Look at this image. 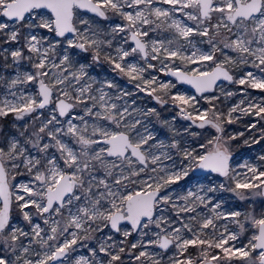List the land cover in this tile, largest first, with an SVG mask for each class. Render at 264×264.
<instances>
[{
  "label": "snow or ice",
  "instance_id": "snow-or-ice-1",
  "mask_svg": "<svg viewBox=\"0 0 264 264\" xmlns=\"http://www.w3.org/2000/svg\"><path fill=\"white\" fill-rule=\"evenodd\" d=\"M114 17L123 23L102 26ZM0 18V119L24 121L0 128V264H125V255L135 264H264V208L222 211L209 195L264 196V165L234 169L237 135H225L242 116L258 118L250 129L264 121V99H247L248 89L264 92V0H0ZM105 63L135 91L90 75ZM237 68L258 73L236 76ZM154 71L198 95L173 93ZM137 93L176 116L137 106ZM237 94L246 99L227 112L215 103ZM177 116L190 122L183 132ZM153 117L172 132L169 142L157 139ZM193 128L215 133L204 140ZM197 169L231 184L167 191ZM18 176L27 180L13 183ZM90 240L89 256L73 255Z\"/></svg>",
  "mask_w": 264,
  "mask_h": 264
},
{
  "label": "rangeland",
  "instance_id": "rangeland-1",
  "mask_svg": "<svg viewBox=\"0 0 264 264\" xmlns=\"http://www.w3.org/2000/svg\"><path fill=\"white\" fill-rule=\"evenodd\" d=\"M164 7H167V5H164ZM88 16H92L90 14H86ZM111 15V14H110ZM177 18H182L177 16ZM185 22L188 23L189 25H192V21H187L186 18ZM0 20H6V18H0ZM109 23H123V21L119 20V18L114 17L111 21H102L101 24L104 27H107ZM43 31V30H42ZM201 38L200 37H195V41H199ZM201 48L207 49L209 46L207 44H200L199 45ZM78 51V50H76ZM85 57H87V62L91 61V57L88 54H81L78 57H75V59L80 60V62H85ZM138 59V57H137ZM153 63H157L153 61ZM179 63V62H177ZM160 65L157 64V68H159ZM243 71H253L257 72V69L254 68H244L240 69L237 68L234 70V74L236 76H239L242 74ZM89 73L92 76L97 77V79H115L118 84H120L122 87L127 88L128 90L135 91L134 87L132 84H130L126 79L116 75L115 73L111 72L109 66L105 63L102 66H93V68L89 69ZM153 75H156L158 79L162 82H168L171 81L173 84L176 85L175 88L172 89L173 93L176 92H182L187 95H196L193 92L189 91L186 87L178 84L174 79L167 77L163 73L159 71H154L152 72ZM7 76L8 73H5ZM226 90H230L233 92L239 93L241 88L243 86L239 85H229L226 82L223 85ZM26 91L28 93H33L35 91V86L34 85H27L24 86ZM247 99H252L255 98L256 102H259L260 100L264 99V92H261L260 90H254V89H248L247 90ZM216 95H220L219 89L216 90L215 92ZM6 95V89L3 86H0V98H3ZM205 95H212V93H208ZM135 99L137 101V106L143 107V108H156L157 111L160 112V119L161 120H169L171 121L174 116H176L177 109H175L173 106L166 105L163 108L155 102L152 98L147 96L145 93H137L135 96ZM241 99H246L245 96H242L240 94H237L236 96L225 99L223 96H221V99L219 101H216L215 103L217 106L222 109L224 112H227L228 108L237 102H239ZM209 105L204 101V100H199V103L197 104V107L203 109L207 108ZM79 111V109H77ZM28 118H26L27 120ZM152 119V124L150 127H153V131L155 132L157 139L159 140H164L166 143L170 141L172 137V132L169 130L168 127L163 126L155 117L151 118ZM258 120L257 117L254 116H242L241 119H239L236 123L233 124H226L225 125V135H237V139L232 140L230 142V151L232 153V159L230 163L232 164L233 168L236 169L239 172H244L245 169L240 168L239 165L247 162L255 165H264V161H260L259 157L261 155H264V139L260 140V143H251L253 139H259L262 135H264V132L261 131L262 128H264V121H260L257 123L256 128L250 129L248 126L251 123H254ZM18 123V124H23L24 121H14V117L9 115L7 118H2L0 119V128H3L6 132L13 131L12 129V124L13 123ZM190 122L183 120L180 117H176L175 120V127L179 129L181 132H183V128L188 126ZM192 131H197V132H203L204 137L203 139L206 140L209 138L212 134L215 133L214 129H197L193 128ZM239 133H243L242 136L238 135ZM248 140L249 144H245L244 141ZM177 159V164H179L180 157L179 154L176 155ZM27 180L26 176H18L16 178V181H13V183H17L19 181H25ZM224 183L226 186H230L231 182L225 180V178L220 177L217 174L213 173H208L205 175H199L196 176L193 174V172H190L189 175L180 181H178L176 184H173L170 186L167 191L171 192L173 197L177 196H184L187 195L188 191H193L197 192L201 186L207 187L209 185H215L219 186V184ZM203 194V193H200ZM209 195L213 196V202H221L222 204V211H241L246 212L250 208L255 207L257 209L264 208V198L262 196H251L245 200H240L237 196H235L234 193L229 192V191H223V190H218L216 193H210ZM205 212L207 211L206 209L204 210ZM13 216L16 218L17 223H19V218H18V213L13 211ZM226 221H219L218 224H224ZM229 224L230 229L237 230L236 226L231 223V221H227ZM109 234V230H105L103 234H94L99 238L100 235L106 236ZM247 235V234H245ZM116 241L118 242L120 239H122L121 236L118 234L115 236ZM129 243L135 242L136 240L139 239V237L134 233L131 237L128 238ZM241 239H245V237H241ZM26 243V241H25ZM88 245V247H79L77 248V251L73 253L74 256H79V255H84V256H89L90 253L88 251L89 248L91 247H97V241L96 240H90V241H85ZM149 251H159V249H153L149 248ZM189 251L195 255L196 250L190 248ZM171 254V253H169ZM100 258H103L102 256ZM125 264H135L134 259L132 257H129L125 255L123 257Z\"/></svg>",
  "mask_w": 264,
  "mask_h": 264
},
{
  "label": "water",
  "instance_id": "water-1",
  "mask_svg": "<svg viewBox=\"0 0 264 264\" xmlns=\"http://www.w3.org/2000/svg\"><path fill=\"white\" fill-rule=\"evenodd\" d=\"M88 14L93 15V14H91V13H88ZM166 76L169 77V78L174 79L178 84H180V85L186 87L189 91H191V92H193L194 94L198 95V94L195 92V89H193L190 85L179 83V82L176 80L175 77L168 76V75H166ZM206 94H208V93H206ZM208 173H210V172H207V171H205V170H199V169L193 171V174L196 175V176H199V175H205V174H208ZM213 174H215V173H213ZM217 175H218V174H217ZM262 197L264 198V196H262Z\"/></svg>",
  "mask_w": 264,
  "mask_h": 264
}]
</instances>
